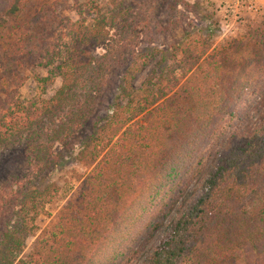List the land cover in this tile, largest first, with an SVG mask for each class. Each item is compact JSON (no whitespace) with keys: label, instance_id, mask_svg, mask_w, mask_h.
I'll list each match as a JSON object with an SVG mask.
<instances>
[{"label":"trees","instance_id":"16d2710c","mask_svg":"<svg viewBox=\"0 0 264 264\" xmlns=\"http://www.w3.org/2000/svg\"><path fill=\"white\" fill-rule=\"evenodd\" d=\"M37 1L42 0H0V43L7 42L9 35L15 37L0 49V150L22 140L31 142L47 128L46 141L70 139L108 88L104 86L105 62L95 70L90 55L92 49L107 44L114 28L116 17L101 13L89 24L77 23L63 61L54 63L50 57L43 64L48 73L44 81L61 79L55 93L28 104L19 98L21 76L16 69L4 73L5 66L30 60L24 47L34 23L24 13ZM110 2L122 11V0ZM122 12L121 17L128 10ZM175 50L178 54L182 49ZM132 59L119 94L127 101L117 100L104 124L82 145L80 155L85 158L94 143L95 153L90 154L95 165L83 181L80 203L61 210L48 239H37L27 258L21 256L26 236L54 193L50 186L42 190L18 187L7 193V199L0 197L4 224L0 264H128V249L143 229L149 238L160 230L163 233L146 264H245L249 246L257 248L255 264H264V124L229 143L206 170L193 164L197 154L207 145L212 147L226 131L237 102L264 75V40L257 42L256 49L242 42L201 61L194 59L181 86L182 101L165 97L130 129L126 111L132 103L133 81L155 59V52L132 55ZM164 59L162 55L155 64ZM156 74L152 68L147 82L152 83ZM119 133L125 141L116 157L97 159L102 141L105 148ZM39 148L30 146L32 165L38 164L33 155L39 156ZM201 175L198 185L187 191L190 180ZM179 200L182 208L176 207ZM174 211L177 216L165 223ZM12 213L19 220L10 225L6 217Z\"/></svg>","mask_w":264,"mask_h":264},{"label":"rangeland","instance_id":"374dc122","mask_svg":"<svg viewBox=\"0 0 264 264\" xmlns=\"http://www.w3.org/2000/svg\"><path fill=\"white\" fill-rule=\"evenodd\" d=\"M122 11L128 10L124 16L118 12L110 0H42L33 2L24 13L26 20H32L31 31L27 35L24 51L29 53L30 60L25 64L14 66L8 63L5 72L15 69L21 76L17 86L18 96L25 103L50 98L61 85L60 77L46 82L48 75L43 66L48 58H54V63L63 61L67 56V48L71 43L73 32L78 22L89 24L93 19L104 13L106 17L114 15V28L110 30L107 44L91 50L94 69L105 62L107 70L106 91L102 92L91 116L84 122L77 134L67 142L47 140L49 128L43 130L38 137L22 140L8 145L0 150V197L7 199L11 190L21 187L42 190L51 188L53 194L34 221L35 228L25 239L22 257L27 258L32 252L36 240H47L49 231L57 223L61 210L67 205H78L81 201L83 181L91 173L95 160L91 152V142L86 157L82 158V145L89 141L105 119L111 114L116 101L127 99L119 97L122 78L126 68L132 63V55H148L154 50L155 59L149 61L141 73L133 81L131 106L126 115L131 121L128 126L135 128L143 121L146 110L157 105L165 97L172 96L182 101L181 86L192 68L194 59L200 61L205 57L239 47L247 43L252 49L257 48V42L264 40V0H122ZM41 8L44 14H41ZM100 9L101 11H98ZM15 41V37L7 36V42L0 43V49ZM6 43V44H5ZM2 47V48H1ZM175 47L182 50L176 54ZM134 51V52H133ZM161 51V54L158 53ZM176 54V55H175ZM160 65L156 61L161 60ZM122 59H128L124 65ZM103 60V61H102ZM142 61V58H140ZM157 70L152 83L147 82L151 69ZM161 71L163 72L161 74ZM160 75V77H159ZM91 77L96 75L93 73ZM9 81V80H5ZM7 87L10 88L8 82ZM148 88V89H147ZM264 124V75L253 88L240 99L234 110V117L229 122L226 131L220 135L216 143L207 145L199 152L193 161L202 169L211 167L216 157L225 151L229 143L242 140L251 134L255 128ZM48 125V123H47ZM52 123H50V127ZM56 127V125H54ZM125 141L122 133L115 136L107 147H97L98 158L116 157L121 144ZM38 146L39 156L33 155L38 164H31L30 146ZM95 158V159H96ZM201 176H194L188 183L187 191L194 189ZM182 208V200L176 207ZM177 211L165 218L167 223L171 217L177 216ZM13 225L19 218L14 213L6 217ZM0 217V235L3 228ZM142 234L131 243L128 264H146L151 250L162 237L158 231L153 238ZM245 264L257 262V248H246ZM250 252V254H249Z\"/></svg>","mask_w":264,"mask_h":264}]
</instances>
